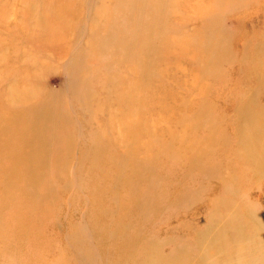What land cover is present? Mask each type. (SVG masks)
<instances>
[{"label":"rangeland","instance_id":"1","mask_svg":"<svg viewBox=\"0 0 264 264\" xmlns=\"http://www.w3.org/2000/svg\"><path fill=\"white\" fill-rule=\"evenodd\" d=\"M67 1L69 2L68 5L72 3L74 5L68 6L67 19L63 23L60 21L61 26L63 24L69 26L66 35H63L68 39L65 44L64 39L58 35L47 34L48 32L39 29L40 15L57 14L59 7L56 1L0 0V92L3 94L4 100L16 99L18 101L21 99V102H25L26 92L22 91L24 89L23 83L20 80L15 81L11 77L13 73H16L18 78L24 74L23 70H18L15 66L21 62L23 63L21 66L26 71L35 72L37 70L38 77L33 82V90L37 89L36 91L39 92L38 94L36 92L31 94L33 98L39 96L38 102H49L51 96L46 91L49 89L54 92L58 91L56 94L58 96L55 99H62L67 103L68 116L73 117L76 121L72 122L71 120L70 123L66 124V129L62 131L60 140L57 141L59 149L63 150L60 151L61 162L59 163L53 159H47L48 154L45 150L51 137L43 130L38 134V143L44 148V151L40 152L36 149V140L33 136L35 131L31 127L29 119L31 111L26 103H21L23 107L18 108L15 112L16 118L21 123L18 125V136L12 146V152L18 154V159L11 164L12 153L3 156V159L8 163V168L5 176L0 173V192H2L3 180L10 181V183L41 182L47 184L49 182L55 184L58 189H66V191L55 192L54 203H51L40 214H32L31 218L40 221L41 225L34 229L22 230V236L15 226L16 217L14 213H11V216L15 217V222L9 234L15 236L16 240L14 241L17 244L25 243L28 252L32 251L30 249L32 246L40 251L48 249L57 253L67 250V247L62 248L61 243L57 241L62 238L63 234L62 231L56 229V222L63 219L61 222L67 224L68 221L79 218L77 215L80 212L84 213V208L79 202L75 203L73 207L69 204V208H72L65 209L61 202L66 199L64 195L72 197L71 194H74L73 197L77 200L81 199L83 195L89 194L93 195L92 197L99 195L109 201H111L110 196L121 197L122 193H128V187L122 185V187L115 188L114 177H116L117 182L124 179L141 180L143 173L136 174V172L140 159H142L143 162L148 163L150 170L143 174V185L140 187V183H138L137 186L138 189L143 187V193H145V189L151 190L154 203V201H160L166 197L163 192L156 189L160 184V165L162 163L172 164L177 160L178 164L187 160L189 165H194L192 159L196 157L195 153L201 154L208 145L207 127L209 125L216 127L214 137L226 134L227 137L225 138H232L234 142L235 137L232 128L236 117L232 102L236 95L245 90L241 83V76L245 70L239 64L240 61L238 62L241 55L240 43L243 40L247 45L252 46L256 40L254 34H257L264 24V5H262L264 0L261 2V7L254 3V0H249L250 4L244 10L238 8L232 11H230L232 7L229 5H220L214 8L209 5L210 0H179L177 4L174 3L175 0H121L122 3L120 0ZM159 1L162 3L157 5L156 3ZM238 1L240 0H236V2ZM149 2L151 3L150 7L156 10L157 14L147 17L143 14V10L145 3L148 4ZM183 2H186V5ZM223 8H226L223 11V16L218 17L208 31L217 24L218 28L221 27V29L214 34H200L202 32V19L199 15ZM75 10H77V14L79 13V17L77 14H71ZM35 16L38 18L37 21L34 20ZM58 22L59 20H57ZM145 24L150 25V31H143ZM175 26H179L177 32L172 29ZM21 28L26 29V33L32 37L31 40L25 43L21 42L20 35L23 32ZM141 28L142 31L139 34L141 43L138 46L134 43V50L130 53L132 56L125 63L118 65L123 54L119 50H114L117 42H122V48L126 51V42H131ZM89 29L95 30L91 36L92 43L87 42L90 36ZM152 29H154L153 32H151ZM241 29L247 34L245 32L242 34ZM58 31L62 30L59 29ZM143 32L145 33L143 34ZM27 34L24 33V35ZM17 37L21 43L16 42ZM143 37L146 38L145 41L150 42L145 47L158 45L153 50L155 52L152 54L151 68L145 66V61L151 56L147 57L146 60L143 56ZM188 38V44L195 42L197 38L203 39L208 61L200 48L181 45ZM40 39L46 41L41 42ZM160 40L165 43V46L160 45ZM52 41H61L54 45V49L59 47L58 50L46 51L47 46ZM170 41H172V45ZM218 47L220 50L217 52ZM25 50H29L30 55L28 60L24 62ZM81 52H88L90 55L85 59L84 68L79 64V72L89 71L86 87L90 93L81 89L85 81L81 82L76 93L69 85L65 87L61 85V81L64 82L66 76L68 62L66 55L72 54L70 57L72 59L73 54H80ZM136 53L141 54L140 58L135 59ZM192 55H198V64L190 60ZM60 58L61 60H58ZM209 63L212 68L218 70H206L205 68L209 67ZM12 65L15 71L11 69ZM42 65L44 69L38 70ZM125 68L129 70L130 77V82L127 84L134 88V93L128 92L129 88L123 82H119L116 86L112 85V89L106 81L108 77H117L121 80L125 75ZM196 68L199 69V73H197ZM116 93H120V95L116 96ZM122 95L128 96L129 105L120 104ZM248 96V92L242 93L243 99H247ZM95 97L100 101L99 103L92 101V114L89 113L91 110H88L90 103L87 99L93 100ZM259 104L264 105V98L259 100ZM97 106L102 109L99 113L94 112ZM129 106L131 110L127 111ZM198 107L202 111L198 112L204 114L200 125L192 123L191 119H187ZM109 111L116 112V115L111 113L112 117L117 115L122 117L114 123H107L106 120H102L106 130L104 135L111 140L110 145L115 142L118 146L114 158L120 163L117 166L112 165V163H91L92 155L99 161L112 156L111 151L106 147L85 149V154H88L87 160L80 163L81 156L78 149L80 142L78 141H80L79 135L85 133V122L90 119L92 123L94 117L101 115H105L107 118L110 116ZM1 112L7 114V111ZM126 118L137 121V123L133 122L130 132ZM138 123H141L143 132L140 131ZM1 125L5 126V131L2 133L5 138L7 126L6 123L0 121ZM168 129L178 134V138L172 140L168 137L166 134ZM140 135L143 137H139ZM137 140L141 144L139 147H135ZM128 141L132 143V147L125 149L124 145ZM164 141H167L166 144L169 147L167 146L163 151L160 146L163 148ZM67 146L71 147L70 151H68ZM65 148L68 152H65ZM50 154L54 157L53 152ZM226 160H230L231 163L234 162V159L228 155H226ZM41 163H43L42 166ZM231 163L221 161V171L224 175H230L231 167L234 166L235 168V165H231ZM59 168H64L65 173L61 172ZM248 169L249 167H247ZM172 176L171 174L165 175L168 183L174 180ZM147 177L156 178L151 181L152 185L150 186L146 185L145 178ZM235 180L232 181L231 185L239 183V190H237V185L234 186L236 195L238 192L244 194L245 199L256 207L263 202L261 198L264 192L263 179L258 184L247 183L248 186L246 187L241 186L243 185L240 182L241 179L236 178ZM66 183L70 184L65 186ZM192 184H204L205 187H196V189H201L196 201L192 199L190 202L182 203L183 206L180 208H173L172 211H175L171 213V216L161 215L163 220L164 218L170 219L169 224L166 221L156 227L157 223L153 228L146 231L145 228L143 229L142 219L138 226L131 224L127 235L133 238L138 237L140 242L143 234L148 232L154 239L162 240L163 237H172L174 232L178 230L185 235L189 232L191 234L195 231L196 226L203 225L204 215L209 204L208 198L219 195L222 183L217 180L204 179L198 182L193 181ZM254 185L257 186L253 187ZM8 191L16 192L18 195L23 194L17 189H8ZM230 198L236 201L235 197ZM98 203L99 210H106L112 205L111 202L104 201L102 198L99 199ZM160 203L164 202L161 201ZM234 204L236 205V202ZM58 207L61 212H52L53 208ZM165 211L170 212L168 209ZM155 212H157L156 209L154 214ZM60 213L67 214L68 218H58ZM122 215L125 217V212ZM1 216L2 209L0 208V218ZM20 216L22 215L20 214ZM230 216H238V214ZM88 220L89 218L86 221ZM50 224L51 226L48 227ZM9 228L12 227H7V229ZM217 230L215 231L216 236L218 235ZM165 231H167L166 234ZM220 235L226 237L227 233L220 232ZM187 238L190 239L189 236L185 237V243L189 241ZM52 240L56 241L55 248H53L54 241L52 242ZM183 244L180 248L177 243L175 246L180 250H185ZM141 246L138 249V245L133 247L134 251L129 253L132 254V258H137L136 255L143 251ZM186 246H189V243ZM193 247L191 246L187 250H193ZM169 248L172 249L170 244L161 247L159 251L165 255ZM154 249L156 250V247ZM219 256L220 254L217 258ZM131 262H133L132 259ZM241 262H244V259Z\"/></svg>","mask_w":264,"mask_h":264},{"label":"bare ground","instance_id":"2","mask_svg":"<svg viewBox=\"0 0 264 264\" xmlns=\"http://www.w3.org/2000/svg\"><path fill=\"white\" fill-rule=\"evenodd\" d=\"M50 1V0H48ZM57 2L59 10L57 14L52 15H40L39 16V25L41 30L48 32L47 34H55L60 38L68 40L66 35L67 29L69 26L67 24H60L67 19V8L68 6L74 5L69 4L67 0H54ZM75 1V0H74ZM182 1V0H181ZM180 1V2H181ZM187 1V0H186ZM210 6L217 8L220 5L231 6L232 10L241 9L244 10L249 4V0H210ZM121 2V0H120ZM179 0H175L174 3L177 4ZM262 0H254L259 7ZM122 3V2H121ZM159 1L156 4H161ZM186 2H183L184 5ZM150 2L145 3V9L143 14L147 17L150 15H156L157 11L150 7ZM201 4V2H199ZM227 8V7H226ZM219 9L207 12L203 15H199L202 19V27L200 34L217 33L220 29L218 24L213 26L211 30L208 31L209 27L215 23V20L218 17L223 16V11L226 9ZM71 14L76 15L77 10L73 11ZM79 17V13L77 14ZM34 20L37 21L38 18L35 16ZM57 20L59 22L57 23ZM44 24V25H42ZM25 34L26 29L21 28ZM61 29L62 31H58ZM151 27L148 24L143 25V31H150ZM173 31L177 32L179 26L172 27ZM33 30V29H31ZM224 30V29H223ZM142 31V28L137 31V35L131 42H126L127 49L126 51L122 48V42H117V45L114 50H119L122 52L123 57L119 60L118 65L125 63L132 55H130L133 49L134 43L138 46L141 41L139 39V34ZM154 29L151 30L153 32ZM208 31V32H207ZM225 31V30H224ZM263 31V32H262ZM21 32L20 38L21 42L25 43L32 39V37ZM90 36L87 40L88 43H92L91 36L95 32L94 29H89ZM226 32L227 29H226ZM242 34L246 31L241 29ZM145 32H143L144 34ZM256 40L252 46L246 44L242 40L240 43L241 55L238 59L239 64L244 68L242 74V86L245 89L243 92H248L249 96L247 99L242 98V93L240 92L235 96L232 105L235 109V124L232 128L234 134V142L227 137L226 134H221L215 136L216 127L214 125H209L207 143L208 145L203 150L201 154L195 153L196 157H193L194 165H189L187 160H183L182 163L178 164V160L172 164L162 163L159 170L160 174V184L157 188L166 196L153 203V193L151 190L145 189L143 193V187L138 189L137 184L140 183V187L143 185V174L149 172L150 169L148 163L143 162L140 159L138 164V170L136 174L143 173L141 180L131 181L130 179H124L121 182H117L116 177H114L115 188L119 187H128V193H122L121 197L110 196V200H107L98 195V197H92L93 195H83L81 199H74V194L64 195L62 204L65 209L69 208V204L74 206V204L81 202L82 207L84 208V213H78L77 217L79 218L66 222H61L62 220L56 222V229L62 231V238L57 240L61 243V247L67 250L57 253L55 251L45 250L40 251L36 247L30 248L32 251L28 252L27 245L25 243L17 244L13 234H9L15 222V217L17 222L15 228L18 230L19 234L22 236L21 231H26V229H34L37 226L41 225V222L31 218L32 214H40L44 209H46L51 203H54V193L59 191H66V189H58L57 186L53 183L43 184L41 182H29V183H10V181L3 180L2 192H0V208L2 209V216L0 218V264H264V192L262 194V201L257 207L251 204L245 199V195L236 191L234 186L237 185V190H239V183L231 185L232 181H236V178L241 179L243 187L248 186V184H258L260 180H264V105L259 104V100L264 98V24L261 26V30L257 32ZM246 37V36H244ZM146 38L143 37V56L145 60L147 57L151 56L145 61L146 68L152 67V54L153 50L158 46H148L150 42L145 41ZM245 39V38H244ZM41 42H45V39H40ZM189 38L185 39L181 45L190 48H200L208 61V54L205 50L203 39L197 38L195 42L188 44ZM17 43H21L19 37L16 38ZM58 42L61 41H52L48 45L46 51H55L59 47H55ZM172 45V41H170ZM160 45L165 46V43L160 40ZM62 46V45H60ZM174 47V46H173ZM66 48V47H65ZM64 48V49H65ZM220 50V47L217 48V52ZM30 55L29 50L24 51L25 61L28 60ZM72 55V54H71ZM71 55L67 54L68 62L66 65V76L65 81L62 82V86L65 87L69 85L70 88L75 91H78L81 86V82L85 81L81 86L82 91H87L86 83L88 82V70L79 72V64L84 68L85 59L90 55L88 52H81L80 54H73L72 59ZM141 54L136 53L134 55L135 59L140 58ZM198 55H192L190 58L191 61L198 64ZM202 58V56H200ZM76 58V59H75ZM58 60H61L58 59ZM143 61V60H142ZM23 63L18 62L15 66L18 70H23L24 74L16 76V73L12 74V78L15 81H21L24 85L23 92H26L24 96L25 102H21V99L18 101L16 99H5L3 94L0 92V121L6 123V137L2 135L5 131V126H0V173L6 175V170L8 168V163L3 159V156L7 153H12L11 164L18 159V154L12 152V146L16 137L18 136V125L21 123L15 115V112L18 108H22L21 103H26L30 108V122L31 127L34 128V135L36 140V149L40 152L44 151V148L38 143V134L43 130L51 140L46 148L48 154L47 159H53L56 162H61L60 151L57 145V141L60 140V135L62 131L66 129V124L76 122L73 117L68 116L69 110L67 109V103L60 99H55L57 92L46 91L50 96L51 100L38 102L39 96L33 98L34 92L38 94L37 89L33 90V82L38 77L37 70L35 72H28L21 65ZM58 64H61L58 62ZM11 69L15 71L14 66H11ZM44 66L42 65L38 70H43ZM100 72L101 68L99 67ZM218 70L212 68V65L209 63V67L205 68ZM125 70V75L120 80L117 77H108L106 81L108 84L116 86L119 82H123L124 85H127L129 88L128 92L134 93V88L127 84L130 82L129 70ZM197 73L199 69L196 68ZM60 73V72H59ZM224 75V74H223ZM224 79V78H223ZM196 80V79H194ZM241 87V86H240ZM113 89V88H112ZM46 93V95H47ZM120 93H116V96H119ZM33 98V99H32ZM90 103L88 110L92 108V101L99 103L97 97L93 100L87 99ZM139 103V102H137ZM120 104L129 105V98L127 95H122L120 97ZM200 107L197 108L191 117L187 118L192 120V123L200 125L202 123V118L204 117ZM131 110L129 106L128 110ZM7 111V114L1 112ZM102 109L98 106L94 109V112H101ZM198 112V113H197ZM93 114V110L89 111ZM116 115V112L109 111V117L105 118V115L99 117H94L92 123L89 119L85 122V133H81L80 137V146L79 152L81 156L80 163L85 162L88 154H85V149H101L106 147L111 151L112 156L110 158H105L101 161L96 159L92 155L91 163L93 164H109L117 166L120 162L114 158L116 150L118 148L117 144L114 142L110 145V139L106 138L104 135V124L102 120H106L107 123H114L117 120H120L122 117H112V114ZM104 116V117H102ZM128 123V130L133 124L132 121L128 118L125 119ZM106 123V124H107ZM185 123V122H184ZM75 124V123H74ZM69 126V125H68ZM67 126V127H68ZM139 129L143 132L141 123H138ZM59 129V130H58ZM250 129V131H248ZM168 137L172 140L178 138V134H175L170 129L166 131ZM139 137H143L140 135ZM225 138V139H224ZM163 148H160L164 151L168 144L167 141H164ZM161 145V143H160ZM66 146V141H65ZM123 146V145H122ZM141 146L140 142L137 140L135 147ZM144 146V145H143ZM68 151H70V146ZM132 147V143L128 141L124 148ZM146 147V146H144ZM169 147V146H168ZM65 148V152H68ZM50 152L54 153V157L51 156ZM226 155L234 159V162L231 163L230 160H226ZM168 158V156H166ZM227 161L231 165L230 175H224L221 171V161ZM238 163V164H237ZM43 163H41V166ZM107 167V166H106ZM247 167L249 169L247 170ZM148 169V170H147ZM59 170L65 173L64 168H59ZM178 170V171H175ZM174 171V172H173ZM173 175V181L171 183L167 182L165 175ZM168 178V176H166ZM128 178V177H126ZM155 177L145 178L146 185H152L151 181L155 180ZM204 179L217 180L222 183V188L219 192V195L216 197H209V204L204 215V224L198 225L194 228V232L181 233L182 231L178 230L174 232L173 236L163 237L162 240L154 239L147 232L143 234L142 240L139 242L138 237H132L127 235L128 228L131 227V224L138 226L140 221L143 219V229L146 231L156 227L161 224H169V220L161 218L162 214L171 216L173 208H180L183 206L182 203L190 202L192 199L195 201L199 198L201 189H196L197 186L205 187L204 184L193 185V181H203ZM209 181V180H208ZM70 183H66L65 186H68ZM136 184V186H135ZM254 185L253 187H256ZM8 189H17L20 190L23 194H17L16 192H10ZM89 191V190H87ZM124 194V195H123ZM70 195V196H71ZM236 195V196H235ZM235 197L236 201L233 198ZM102 198L104 201L111 202L112 205L106 210H99V199ZM249 200V199H248ZM163 201L164 203H160ZM236 202V205L234 204ZM263 206V207H262ZM60 207V205H59ZM53 208L52 212H61L60 209ZM71 207V208H72ZM102 207H105L102 205ZM261 207V208H258ZM69 208V209H71ZM171 208V210H170ZM155 214H154V211ZM165 209H168L170 212L167 213ZM100 211V213H98ZM50 213L49 211H46ZM118 212V213H116ZM123 212H125V217H122ZM11 213H14V216H11ZM116 213V214H115ZM238 216H230L234 214ZM20 214L22 216H20ZM160 214V215H159ZM89 217H88V216ZM122 215V216H121ZM159 215V217H157ZM75 216V215H74ZM157 217V218H156ZM58 218H68L67 214L60 213ZM72 218H74L72 216ZM89 218L88 221H86ZM163 220V221H162ZM31 224V225H30ZM66 224V225H65ZM90 225V226H88ZM51 224L48 226L50 227ZM7 227H12L7 229ZM133 227V225H132ZM43 229V228H42ZM133 229V228H132ZM218 229V230H217ZM217 230L218 235L216 236L215 231ZM57 232V231H56ZM55 232V233H56ZM220 232H226L227 236L224 237L220 235ZM8 233V235H6ZM59 233V232H58ZM165 234L167 231L164 232ZM171 234V233H170ZM61 235V234H60ZM189 241V246H186V239ZM14 236V237H13ZM155 240L159 241L156 242ZM54 241V247L56 241ZM138 241V244L136 243ZM177 241V242H176ZM66 242V244H65ZM182 243L185 250L178 249ZM172 246V249L169 248L171 254L166 253L165 255L159 251L163 246ZM137 249L141 248L143 251L137 254V258H132L130 251H134L135 246ZM193 247V250H187L189 247ZM156 247V250L154 249ZM174 247V248H173ZM227 248L228 251H227ZM218 254L220 256L217 258ZM217 258V259H216ZM131 259L133 262H131ZM244 259V262L241 260Z\"/></svg>","mask_w":264,"mask_h":264}]
</instances>
